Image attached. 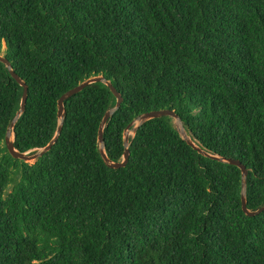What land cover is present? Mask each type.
<instances>
[{
  "label": "trees",
  "instance_id": "1",
  "mask_svg": "<svg viewBox=\"0 0 264 264\" xmlns=\"http://www.w3.org/2000/svg\"><path fill=\"white\" fill-rule=\"evenodd\" d=\"M0 53L29 85L18 150L45 147L61 96L104 75L124 98L105 127L113 161L139 116L171 109L198 145L246 165L248 207L264 206V0H0ZM23 92L0 62V264H264L242 170L194 149L173 117L141 125L111 168L99 129L117 98L97 82L29 163L6 145Z\"/></svg>",
  "mask_w": 264,
  "mask_h": 264
},
{
  "label": "water",
  "instance_id": "2",
  "mask_svg": "<svg viewBox=\"0 0 264 264\" xmlns=\"http://www.w3.org/2000/svg\"><path fill=\"white\" fill-rule=\"evenodd\" d=\"M0 62H3L4 64H6L11 75L13 76V78L16 79L17 82L24 88L22 100L20 103V109L18 110L15 118L13 119L11 126L8 129L7 136H6V145L8 147L10 154L15 159H20V160H23L25 162L34 163L40 157H42L44 154L49 152L53 148V146L57 143V141H58V139L62 133L63 121H64V118L66 116V106H65L66 100L69 99L70 97H72L73 95L81 92L82 90H84L89 85H92V84L97 83V82H103L111 89L112 93L117 98L116 105L106 112V114H105V116L101 122L100 129H99V143L101 145V147H100L101 154H102L104 161L106 162V164L109 167L114 168V169H119V168H123V167L127 166V164L129 163V160H130V156H131L130 136H131V134H133V135L136 134L141 125H143L144 123H146L147 121H149L151 119L160 118L162 116H171L180 123V126L179 127L177 126V128H178L182 138L189 145H191L194 149H196L197 151H199L201 154H203L205 156L211 157L213 159H217L221 162L229 163L231 165H236L242 170V177H243L242 203H243L244 212L248 216L253 217V216H256V215H258L264 211V206L257 209V210H251L248 207L247 178H248L249 170L246 167V165H244L242 163V161H240L239 159H234V158H229V157H225V156H219L216 154H211L207 149L198 145L195 142V140L188 133L187 129L185 128V126L183 124L181 117L174 110H171V109L153 110V111H149V112L144 113L141 116H139L138 119L135 121V123H136L135 127L132 130L128 129L125 133V152H124L123 160L122 161H113L108 156L106 149H105V147H106L105 137H104L105 127H106L108 121L111 119V117L121 107V105L124 101V98H123V95L117 89V87L113 84V82L111 80L107 79L104 75L91 77V78L85 80L84 82L80 83L76 87L68 90L65 94H63L61 96V98L58 101V116H59V119L61 122L57 128L55 136L45 147L36 150V152H33V151L22 152V151L18 150L15 146V138H14V132L13 131L15 129V126H16L18 120L20 119V117L23 115V113L27 109V103H28V98H29V85L15 71L11 61L3 53H0Z\"/></svg>",
  "mask_w": 264,
  "mask_h": 264
},
{
  "label": "rangeland",
  "instance_id": "3",
  "mask_svg": "<svg viewBox=\"0 0 264 264\" xmlns=\"http://www.w3.org/2000/svg\"><path fill=\"white\" fill-rule=\"evenodd\" d=\"M175 124H176V126H180V123L177 121V120H175ZM132 133V132H131Z\"/></svg>",
  "mask_w": 264,
  "mask_h": 264
}]
</instances>
